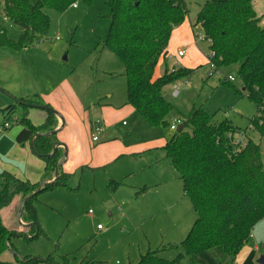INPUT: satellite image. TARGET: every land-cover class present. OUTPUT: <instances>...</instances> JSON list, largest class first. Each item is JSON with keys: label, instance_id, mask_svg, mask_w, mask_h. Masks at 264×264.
Segmentation results:
<instances>
[{"label": "rangeland", "instance_id": "rangeland-1", "mask_svg": "<svg viewBox=\"0 0 264 264\" xmlns=\"http://www.w3.org/2000/svg\"><path fill=\"white\" fill-rule=\"evenodd\" d=\"M4 2L0 0V30L7 28L9 36L18 41L23 29L6 16ZM185 2L189 15L170 44L171 52L176 54L179 46H184L180 36L190 30L205 4V0ZM256 2V10L264 16V0ZM76 4L77 7L70 6L62 12L48 9V35L34 46L19 52L11 46L0 47V108L14 103V99L8 98V90L18 89L32 96L45 92L82 120L104 128L100 134L102 142L95 143L93 130L88 127L85 150L72 154L69 151V161L62 168L68 176L40 192L34 200L42 228L38 237L25 236L30 226L29 222L19 220L21 194L2 209L4 224L25 232L12 237L16 250L0 255V259L9 262L17 263L19 255L42 258V264L48 260L54 264H134L140 251L146 252L149 246L155 249L162 243H181L198 216L163 149L169 134L165 135L162 127L152 126L128 104L124 63L103 46L111 28V9L105 0H78ZM194 33L203 35L199 26ZM209 53V42L197 41L184 57L173 54L169 58L167 54L169 64H158L156 72L162 74L166 69L176 72L181 66L195 68L190 78L175 81L164 89L165 97L173 105L169 122L185 121L193 107L206 108L214 114L216 123L228 119L247 129V134L260 144L264 161V133L249 126L258 111L257 105L237 91L242 86L238 65L223 66L209 76ZM225 76H233V83L223 82ZM174 85L180 86L178 92ZM3 121L0 113V123ZM70 127L64 130L68 137L74 135ZM20 130L21 125L14 123L11 129L0 131V159L9 168H22L17 157H4ZM168 131L173 132L169 128ZM113 139L120 140L128 149L110 160L116 152ZM104 143L108 145L100 152L97 145ZM103 160L110 161L99 165ZM0 170L3 171L1 167ZM99 224L105 227L103 232L99 231ZM179 251L184 254L182 264H191L184 248ZM259 253L260 261L264 257V243ZM176 254L171 252L165 257L172 259ZM211 264L219 263L213 258Z\"/></svg>", "mask_w": 264, "mask_h": 264}, {"label": "trees", "instance_id": "trees-1", "mask_svg": "<svg viewBox=\"0 0 264 264\" xmlns=\"http://www.w3.org/2000/svg\"><path fill=\"white\" fill-rule=\"evenodd\" d=\"M77 1L38 0L32 3L31 0H5L6 16L23 31L20 39L15 41L9 36L8 29L2 28L0 47L11 46L19 52L34 46L48 35L50 16L47 10L67 11ZM256 1L205 0L193 26H199L209 40V55L219 69L238 65L242 86L237 91L252 99L258 110L249 126L263 134L264 16L256 10ZM105 3L112 13L111 28L103 46L124 63L128 79L127 102L140 117L152 126L165 129V135L169 134L163 149L198 215L181 243H162L155 249H148L134 264H182L184 254L179 251L181 247L190 256L191 264H207L199 258L206 251L219 264H236L239 252L252 238L255 225L264 218V161L260 144L247 134V129L235 126L228 119L216 123L214 114L203 107H193L188 118L181 123L183 129L179 131L178 127L169 133L171 123L168 116L173 105L165 97L164 89L175 81L190 78L195 68L181 66L176 72L166 69L157 77L155 72L160 59L168 54L173 30L189 15L185 0H105ZM223 82L233 83L226 77ZM20 99L26 103L46 104L35 95ZM26 103H10L0 108V113L4 118L16 116V123L22 126L17 141L25 144L33 139L34 151L44 159L46 167L43 180L38 182L22 179L7 170L0 172V255L16 250L12 237L25 233L4 224L2 209L16 195L21 194L24 198L37 191L44 181H52L64 154L58 149L53 156H48L53 145L60 142L58 133L35 136L45 130H56V114L48 111L44 124L35 125L29 117L31 107ZM243 134L246 141L237 145L236 141ZM67 176L61 166L54 183L43 186L26 202L22 221L32 223L25 235L27 238H36L42 231L34 200L40 192L61 183L60 179ZM171 252H177L176 256L166 258L165 255ZM43 262L44 259L32 256L23 260L19 255L17 263L0 259V264ZM47 263L54 264L50 260Z\"/></svg>", "mask_w": 264, "mask_h": 264}, {"label": "crops", "instance_id": "crops-1", "mask_svg": "<svg viewBox=\"0 0 264 264\" xmlns=\"http://www.w3.org/2000/svg\"><path fill=\"white\" fill-rule=\"evenodd\" d=\"M180 28H181V26H179L173 30V34H172V37L170 40V44L173 40V37L175 36L174 35L175 32L180 30ZM195 28L196 27L193 26V23H191L190 24V30L188 29V31H186L187 32L186 35L180 36L179 40L183 41L182 43L184 46L180 45L178 50L186 48V51H187V50H189V48L192 49V48L196 47L197 41L195 39L196 35L194 33ZM170 46H168V54H170L169 58L173 54L174 55L176 54L175 52L174 53L171 52ZM178 50H177V52H178ZM166 57L161 58L160 62H159V63H161L162 61H164L165 62L164 67H166V63L169 64V62H168L169 60H167ZM180 58H182V57H180ZM161 74H162L161 72H158V73L155 72L156 77L160 76ZM60 86L62 87V84H60ZM63 86H64V84H63ZM62 88H65V87H62ZM54 90H56V89H54ZM8 91L10 92V97H8V98H10V101H11V99L13 100V98H12L13 96L18 98V99L32 96L31 94H28L26 92H22L18 89H13V90H8ZM61 93H63V91ZM48 95L49 94H46L45 92L35 94V96L37 98H39L40 101H42L46 104H49L51 107H53L59 113V114H56V118H57L56 122L57 123H55V126H56V129H61V130H60V132H58L57 138L60 141L59 143H64L66 146H67V144L69 145V147L67 146V148L69 149L68 150V158H67L66 162L62 165V168H63V166L69 161V151H70V154H72V152L76 151V150L77 151H81L82 149L85 150L86 145L84 142V138L87 135L88 127L91 128V131L93 130L94 123L92 121L90 122L89 120H87L88 123L85 120H82V118H80V115L78 117L75 114L76 112H72V110H70V108L64 106L63 102H59V104H57L56 101H58V100H56L54 98L51 99ZM4 102H7V99L6 100L4 99ZM41 110H43V111H33V108L29 109V117L35 125L44 124V122L46 121V119L49 116L48 111H46L45 109H42V108H41ZM60 116H62V118L64 119V122ZM77 121H79L78 123L80 126L77 125ZM70 125H71L70 129L73 130V132H74V135L72 137H68V136H66V134H64V130L67 129ZM21 129H22V126H21ZM45 132H46V130L43 131V133H45ZM100 136H99L98 141H94L92 138L93 142H95V143L102 142ZM16 137H17V135H16ZM113 140H115V139H113ZM113 143L116 144V148H115L116 152H114V154H113L112 158H110V160L114 159L115 157H119V155H122V153H125L126 149H128L124 144L120 143V140H115V141H113ZM106 145H108V143L98 144L97 146H100V148L98 150L101 152V149L103 148V146H106ZM34 149L35 148L32 147V143L30 141L26 142L25 144H21L16 139L12 143L10 151L8 153L4 154V157H6V158L10 157L12 159L17 157L19 159V163H20V166H22V168L21 169L18 167L14 168L11 165L9 168L8 164L4 163L0 159L1 169L10 171L22 179H30L31 181L35 182V180L39 181V178L41 177L40 178V180H41L43 175H44V172H45V167H46L45 164L46 163H45L44 159L34 151ZM58 149H61L60 151H62V153L65 152V146L63 144L62 145L60 144L58 146ZM110 160H106V161L103 160L101 162V164H99V165H103ZM96 165H98V163H96ZM20 170H22V172ZM135 189H138V188H135ZM98 229H99V231L103 232L105 230V227L102 229H100V228H98ZM252 233L253 234H252L251 240L239 252L237 259L235 261L236 264H261L259 262V258H260L259 251H260V246L264 243V218L262 220H260L255 225ZM150 248H151V246L148 247V249H150ZM141 254H142V251H140V253H139V258H140ZM199 258L201 260L207 261L211 264L213 262L214 257H212L211 255H207V253L204 252V253L199 255ZM136 261H138V260H136ZM45 264H47V263H45Z\"/></svg>", "mask_w": 264, "mask_h": 264}, {"label": "water", "instance_id": "water-1", "mask_svg": "<svg viewBox=\"0 0 264 264\" xmlns=\"http://www.w3.org/2000/svg\"><path fill=\"white\" fill-rule=\"evenodd\" d=\"M13 99H14V101H16L17 103H26L25 101H23V100H21V99H18V98H16V97H12ZM26 104H28L31 108H42V109H45L46 111H49V112H52V113H55V114H59L58 113V111H56L53 107H51L50 105H48V104H36V103H26ZM61 118H62V116H60ZM62 120H63V122H64V119L62 118ZM183 127H184V125L183 124H181L180 126H179V128H178V130L179 131H181L182 129H183ZM60 130L61 129H56V130H54V131H48L47 133L45 132V133H37L35 136H37V135H51V134H56V133H58V132H60ZM35 138V137H34ZM31 143H32V147L34 146L33 145V139L31 140ZM64 145L65 146V152H64V154H63V157H62V159L59 161V165H57V167H56V170H55V177H54V179L52 180V181H50V182H43L41 185H40V187L37 189V191H35L34 193H32V194H30V195H28V196H26V197H24L23 198V200H22V202H21V206H20V209L21 210H19V220H20V222L22 221V215H23V211L25 210L24 208H25V204H26V202L28 201V200H30V199H32L33 197H34V195L37 193V192H39L40 190H41V188L43 187V186H47V185H50V184H53L54 183V181L58 178V176H59V170H60V167L66 162V160H67V158H68V148H67V146L64 144V143H55L54 145H53V151H52V153H50L48 156H53L57 151H58V146L59 145ZM27 225V224H26ZM32 225V223H29L27 226H31ZM9 251H12V250H9ZM23 260H24V257H21ZM260 263H264V257L259 261Z\"/></svg>", "mask_w": 264, "mask_h": 264}, {"label": "built area", "instance_id": "built-area-1", "mask_svg": "<svg viewBox=\"0 0 264 264\" xmlns=\"http://www.w3.org/2000/svg\"><path fill=\"white\" fill-rule=\"evenodd\" d=\"M72 6L73 7H77V4L74 3ZM195 39H196V41H207V42H209V40H207L205 38L204 33L201 36H197L196 35ZM186 53H187L186 48H183V49L178 50L177 55H178V57H184L186 55ZM208 62L210 64V66H211L210 75H213L214 71L219 70V68H218L216 62H214L211 59L210 55H209V61ZM226 78H228V80H230V81H234L233 76H228ZM179 88H180L179 85H174V89H175L176 92H178ZM16 121H17L16 116L12 117V118H4V121L2 123H0V131L1 130H9V129H11L13 127L14 123H16ZM181 123H183V121L178 119L177 122L171 124V127H170L171 130L177 129ZM103 130H104V128L101 126V124H97V125L94 126V128H93L94 132H93V135H92V138H93L94 141H98L99 140L100 133ZM244 135L245 134L242 135L241 139H238V141H236L237 145H241V143L244 144V141H246L244 139ZM98 228L102 229L104 227L102 225H98Z\"/></svg>", "mask_w": 264, "mask_h": 264}]
</instances>
